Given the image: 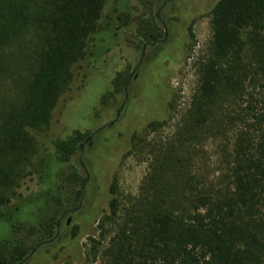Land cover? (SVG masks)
<instances>
[{"label": "trees", "instance_id": "16d2710c", "mask_svg": "<svg viewBox=\"0 0 264 264\" xmlns=\"http://www.w3.org/2000/svg\"><path fill=\"white\" fill-rule=\"evenodd\" d=\"M107 1L0 0V62L5 49L24 51L28 62L13 97L0 102V264H30L38 253L55 249L58 257L78 234L79 226L59 224L64 213L78 205L82 193L84 179L74 157L87 135L93 134L96 142L105 127L87 124L100 112L69 117L53 126L59 97L77 78L79 88L97 80L100 87L110 83L100 89L101 101L113 96L116 102L125 94L131 75L120 71L107 82L104 71L122 31L135 25L138 43L125 41L140 50L159 49L165 35L161 37L158 22L170 34L174 27L179 29L182 17L197 11L192 0H177L175 5L160 0L184 12L180 17L172 14L176 21L168 25L154 13L155 0L141 15L131 0H111L105 12ZM208 11V55L198 66L188 128L203 126L209 104L236 90L245 48L255 60L254 73L264 76V0H215ZM186 31L192 38L189 26ZM127 95L123 117L129 120ZM249 114L247 131L238 134L232 151L230 195L198 196L195 212L187 219L162 196L149 198L131 225L111 238L107 264H264V106L251 107ZM156 122L149 119L146 125ZM170 151L165 150V159ZM165 159L159 160L160 172L170 166L175 170V162ZM157 183L158 178L149 177L153 192L159 191ZM114 193L111 183L109 194ZM114 205L112 199L108 217ZM82 226L89 230V220Z\"/></svg>", "mask_w": 264, "mask_h": 264}, {"label": "rangeland", "instance_id": "374dc122", "mask_svg": "<svg viewBox=\"0 0 264 264\" xmlns=\"http://www.w3.org/2000/svg\"><path fill=\"white\" fill-rule=\"evenodd\" d=\"M149 1L131 0V4L137 14L141 15ZM110 2L108 0L106 3L105 12L111 6ZM214 2L192 0L197 11L191 13L189 18L182 17L179 29L174 27V32L168 34L170 42L174 39L178 43V54L171 56L163 48V51L157 53L160 57L157 63H149V58L154 54L151 48L140 50L125 41L138 43L140 36H136L135 25L129 24L128 30L122 31L118 47L106 57L110 66L104 72L108 77L107 82L120 71L131 75L127 86L129 97L133 99L127 112L129 120L123 117L127 89L116 102L113 96L101 101L100 89L108 87L110 83H102L100 87L101 83L97 80L96 83L89 82L84 88H79L81 83L75 78L59 97L51 118L53 126L62 125L69 117L73 119L83 113H101L93 120L89 119L87 124L105 127L103 133L96 142L92 141L93 136L87 135L90 136L92 147L85 148L81 155L74 157L90 169L94 166L97 180L94 181L93 197L89 195L91 199H88L85 195L79 210L65 214L60 219L59 224L66 225V219L70 216L68 225L80 227L70 245L59 251L58 257L56 249L47 254L38 253L32 257L30 264H107L110 257L106 251L111 246V238L131 225V220L141 212L140 209L149 198L162 196L173 204L178 215L187 219L188 214L195 212L198 196L205 194L216 199L230 195L234 143L241 131H247L249 109L253 106L261 109L264 106V76L254 73L255 60L251 51L245 48L239 61L241 70L237 72L236 78L240 84L236 90L228 97L222 94L209 104V116L203 126L187 127L198 86V66L208 55L211 37L208 10ZM176 3L177 0H172L173 5ZM172 8L169 4L164 5L162 1L155 0L154 13L157 18L166 20L168 25L176 21L173 17L175 13L177 17L184 16L182 9L179 11L177 7ZM158 25L162 37L165 28L160 22ZM188 26L192 38H189V31H186ZM2 53L0 102L13 97V91L21 84V77L28 68L24 51L5 49ZM135 80L137 83L132 88L131 83ZM157 89L159 93L162 89L164 92L160 100ZM138 90L139 96L132 94ZM162 101L163 105L157 104ZM119 102L121 106L118 107ZM106 111L110 112L109 119ZM149 119L157 122L148 126L146 124ZM110 122L113 124L108 126ZM83 143L82 148L85 145ZM165 150H171L168 153L170 164L175 162L177 166L183 167L182 170L175 165V170L173 166L169 167L172 172L169 169L160 172L157 166L159 160L165 159ZM179 159L181 162L178 164ZM77 169L80 177L84 178V170L79 165ZM151 176L158 178L159 195V191L153 192L149 188ZM111 183L115 189L113 196L109 194ZM112 199L115 204L114 213L108 217L111 214L109 203ZM261 213L264 217V206ZM86 219L90 222L89 230L81 227Z\"/></svg>", "mask_w": 264, "mask_h": 264}, {"label": "flooded vegetation", "instance_id": "af4514ba", "mask_svg": "<svg viewBox=\"0 0 264 264\" xmlns=\"http://www.w3.org/2000/svg\"><path fill=\"white\" fill-rule=\"evenodd\" d=\"M164 35H165V37L164 38H167V41H165L166 39H162L163 41V43H165L164 44V47H161V48H159V49H154L152 52H154V54H153V56L151 57V58H149V63H150V61H153V62H159V61H157V60H160L159 58V56H158V54H157V52L159 53V51H161V49L162 48H165V49H167V51H169L170 52V55L171 56H174V55H177L178 54V43L174 40V39H172V41L170 42V37L168 36V33L167 32H164ZM161 42V43H162ZM157 55H156V54ZM156 56V57H155ZM150 64H152V63H150ZM153 67V66H152ZM157 67V66H156ZM154 69V68H153ZM135 83H137L136 82V80L134 81V83H131L132 84V88H133V86H134V84ZM147 85V84H146ZM164 89V88H163ZM163 89L161 90V92L159 93V89H157V93H159L158 94V96H159V100H160V98H162V97H164V92H162L163 91ZM139 93H140V91L138 90V91H134V92H132V94H136V95H138L139 96ZM133 96V95H132ZM131 102H133V99H132V97H131ZM158 105H163V101H162V103L161 102H159V103H157ZM155 111V110H154ZM118 115V114H117ZM140 115H141V113H140ZM155 116H156V113L154 114ZM153 115V116H154ZM138 116V114L135 116V118ZM115 120V119H114ZM111 124H113V122H110L109 124H108V126L109 125H111ZM90 136H93V134L92 135H90ZM90 136H88L87 138H86V140L84 141V143L83 144H85L84 145V147L82 148V143L80 144V155H81V152H83L84 151V149L86 148H91L92 147V143H91V139H89L90 138ZM92 155H95V154H91V156ZM92 159H94L95 160V158H92ZM92 162H93V160H92ZM79 168L80 169H83L84 170V173H85V176H84V182H83V187H82V193H81V196H80V198H79V202H78V205L75 207V209H73V210H71V211H67V212H65L64 213V215L65 214H68V213H70V212H76L77 210H79V208H81V202H82V200H83V198L85 197V195L87 196V198L89 199L90 198V196L91 197H93V195H94V186H95V184H94V181L95 180H97V174H96V168H94V166H93V168L91 167V169L88 167V166H86L83 162H79ZM91 170V171H90ZM90 195V196H89ZM91 199V198H90ZM83 213V212H82ZM63 215V216H64ZM82 215H84V214H82ZM62 216V217H63ZM61 217V218H62ZM60 218V219H61ZM60 219H59V222H60ZM69 219V221H70V216L66 219V224H68L67 223V220Z\"/></svg>", "mask_w": 264, "mask_h": 264}, {"label": "water", "instance_id": "95a60500", "mask_svg": "<svg viewBox=\"0 0 264 264\" xmlns=\"http://www.w3.org/2000/svg\"><path fill=\"white\" fill-rule=\"evenodd\" d=\"M69 222V219L67 220V223Z\"/></svg>", "mask_w": 264, "mask_h": 264}]
</instances>
